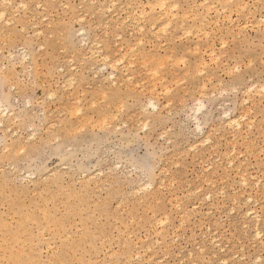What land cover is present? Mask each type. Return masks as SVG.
<instances>
[{"label":"rangeland","instance_id":"rangeland-1","mask_svg":"<svg viewBox=\"0 0 264 264\" xmlns=\"http://www.w3.org/2000/svg\"><path fill=\"white\" fill-rule=\"evenodd\" d=\"M6 1L0 264H264V0Z\"/></svg>","mask_w":264,"mask_h":264},{"label":"bare ground","instance_id":"bare-ground-1","mask_svg":"<svg viewBox=\"0 0 264 264\" xmlns=\"http://www.w3.org/2000/svg\"><path fill=\"white\" fill-rule=\"evenodd\" d=\"M0 1H1V2H4V1H6V0H0ZM7 1H8V0H7ZM7 1H6V2H7ZM9 1H10V0H9ZM227 1H228V0H227ZM99 2H100V1H99ZM103 2H104V1H103ZM165 2H166V1H165ZM165 2H164L163 0H155V2L153 3V6H152V5H149V7H148V15L151 16V20H153V26H151V28H153V27L156 25L155 23H156L157 21H158V22H161L163 25H165V27H163V28L161 29L162 33H163V31H164L165 29H166V31H168L167 28L169 27V24H170L171 18L174 17L173 14H172V16H170V15H169V12H170V11L172 12V9L175 8V10H176V8H177V6H176V7H175V6H171L172 9H171V8H170V9H169V8L166 9L167 7L165 6V5H166ZM167 2H168V0H167ZM167 2H166V3H167ZM257 2H258V1H256V3H257ZM10 3H11V2H10ZM10 3H9V4H10ZM224 3H225V2H224ZM230 3H231V0H230ZM256 3H255V4H256ZM4 4H5V3H4ZM19 4H20V3H19ZM240 4H241V3H240ZM22 5H23V4H22ZM112 5H113V2H112ZM193 6H194V5H193ZM242 6H243V4H242ZM242 6H241V7H242ZM3 7H4V6H3ZM156 7H158V8L160 9V11H163V14H161V15L158 14L159 16H157V15L155 16L154 11L156 10V9H155ZM211 7H212V6H211ZM243 7H244V6H243ZM243 7H242V8H243ZM99 8H100V6H99ZM207 8H208V7H206V9H207ZM238 8H239V7H238ZM143 9H144V8H143ZM209 9H210V8H209ZM240 9H241V8H240ZM144 10H145V9H144ZM255 10H256V9H255ZM115 11H116V10H115ZM5 12H6V10H5ZM114 13H116V12H114ZM7 14H8V13H7ZM10 14H11V13H10ZM4 15H6V14H4V11L0 10V20L3 19ZM11 15H12V14H11ZM111 15H113V14H111ZM128 15H129V14H128ZM139 15H140V13H139ZM186 15H188V14H186ZM186 15H185V16H186ZM9 16H10V15H9ZM129 16H130V15H129ZM162 16H163V17H162ZM145 17H146V16H145ZM161 17H162V18H161ZM170 17H171V18H170ZM193 17H194L195 19L198 20L197 22L199 23V25L202 24V22H201L200 19L196 18V16H193ZM148 18H150V17H148ZM228 18H230V16H229ZM6 20H7V19H6ZM110 20H111V19H110ZM263 20H264V17H263ZM263 20H262V21H263ZM143 21H144V20H143ZM8 22H9V21H8ZM144 22H145V21H144ZM195 22H196V21H195ZM6 23H7V22H6ZM181 23H183V21H181ZM216 23H217V21H216ZM154 24H155V25H154ZM151 25H152V24H151ZM181 25H183V24H181ZM181 25H180V26H181ZM138 26H139V25H138ZM138 26H137V27H138ZM144 26H145V25H144ZM161 26H162V25H161ZM190 26H191V25H190ZM195 26H196V25H195ZM195 26H194V27H195ZM202 26H203V24H202ZM137 27H136V28H137ZM166 27H167V28H166ZM181 27H182V26H181ZM183 27H184V26H183ZM185 27H186V26H185ZM196 27H197V26H196ZM138 28H139V27H138ZM140 28L142 29L143 27L141 26ZM191 28H192V27H190V30H191ZM145 29H146V28H145ZM182 29H183V28H182ZM182 29H181V30H182ZM136 30H137V29H136ZM153 30H154V29H153ZM174 30H175V29H174ZM176 30H177V29H176ZM183 30H184V31H182V32H185V35H186V33L189 34V32H190V31L188 30L187 27L184 28ZM200 30H201V29H200ZM166 31H164V33H166ZM138 32H139V31H138ZM164 33H163V34H164ZM203 33H204V32H203ZM141 34H142V33H141ZM152 34H153V33H152ZM195 34H196V33H195ZM195 34H194V35H195ZM159 35H161L160 32H159ZM159 35H158V36H159ZM164 35H165V34H164ZM189 35H190V34H189ZM191 35H192V34H191ZM194 35H193V36H194ZM156 36H157V34H156ZM205 37H206V36H205ZM174 38H175V37H174ZM174 38H173V39H174ZM176 38H177V37H176ZM176 38H175V39H176ZM180 38H181V37H180ZM156 39H157V37H156ZM141 41H142V40H141ZM159 42H160V41H159ZM138 44H139V42H138ZM96 49H97V48H96ZM96 49L94 48V51H95ZM194 52L196 53V50H195ZM213 53H214V52H213ZM196 54H197V53H196ZM10 55H11V54H10ZM85 55H86V54H85ZM105 56H106V55H105ZM106 57H108V56H106ZM106 57H105V58H106ZM92 58H93V57H92ZM106 59H107V58H106ZM154 59H155V58H154ZM103 60H104V58H103ZM151 60H152V59H151ZM106 61H107V60H106ZM106 61H105V62H106ZM176 61H177V60H176ZM176 61H175V62H176ZM112 62H113V61H112ZM112 62H108V63L111 64ZM114 62L116 63V61H114ZM114 62L112 63V66H113V64H115ZM117 62H119V61H117ZM150 62L152 63L153 61H150ZM158 62H161V60L158 61ZM179 62H180V61H179ZM179 62L177 61L176 63H179ZM106 63H107V62H106ZM200 63H201V62H200ZM204 63H205V62H204ZM160 65H161V64H160ZM162 65H163V64H162ZM182 65H183V63H182ZM196 65H197V64H196ZM201 65H202V64H201ZM102 66H103V65H102ZM110 66H111V65H110ZM112 66H111V68H112ZM114 66H115V65H114ZM115 67H117V66H115ZM115 67H114V68H115ZM156 67H157V66H156ZM159 67H160V66H159ZM163 67H164V66H163ZM195 67H196V66H195ZM196 68H197V67H196ZM196 68H195V70H196ZM112 69H113V68H112ZM114 70H115V69H114ZM114 70H113V71H114ZM197 70H198V68H197ZM188 71H189V70H188ZM119 72H120V71H119ZM124 72L126 73V71H124ZM147 72H148V71H147ZM150 72H153L152 69H151ZM169 72H170V71H169ZM148 73H149V72H148ZM156 73H157V71H156ZM121 74H122V73H121ZM121 74H120V75H121ZM160 74H161V73H160ZM162 74H163V73H162ZM174 74H175V72H174ZM108 75H109V74H108ZM113 75H115V74H111V75H109V76L113 77ZM126 75H127V74H126ZM126 75H125V76H126ZM128 75H129V74H128ZM128 75H127L126 77H129ZM153 75H154V74H153ZM156 75H158V73H157ZM123 76H124V75H122L121 77H123ZM131 76H132V75H131ZM116 77H117V76H116ZM119 78H120V77H119ZM131 78H132V77H131ZM109 79H110V77H109ZM112 79H113V78H112ZM114 79H115V78H114ZM120 79H121V78H120ZM126 79L129 80V78H126ZM160 79H161V78H160ZM176 79H177V78H176ZM164 80H165V79H164ZM178 80H179V79H178ZM112 81H113V80H111V82H112ZM120 81H121V80H120ZM121 83H122V82H121ZM113 84H114V83H113ZM118 84H119V83H118ZM153 87H155V86H153ZM124 88H125V87H124ZM160 89H161V88H160ZM128 90H129V89H128ZM200 90H201V89H200ZM132 91H133V90H132ZM249 98H250V97H249ZM149 100H150V99H149ZM149 100H148V101H149ZM246 100H247V99H246ZM249 100H250V99H249ZM154 102H155L154 100H153V102H152V100H151L150 105H151V107H152L153 109L156 110L157 105H156ZM245 102H246V101H245ZM1 103H2V102H1ZM148 103H149V102H148ZM250 104H251V103H250ZM253 106H254V105H253ZM3 108H4V107H3ZM5 108H6V107H5ZM147 108H148V107H147ZM158 109H159V108H158ZM6 110H7V109H6ZM5 112H6V111L0 107V114H1L2 117L5 116V114H6ZM7 112H8V111H7ZM9 112H10V111H9ZM153 112H154V111H153ZM10 113H11V112H10ZM252 113H253V112H252ZM7 114H8V113H7ZM3 115H4V116H3ZM248 115H249V114H248ZM1 116H0V117H1ZM6 116H7V115H6ZM238 117H239V116H238ZM239 118H240V117H239ZM239 118H238V119H239ZM232 119H233V120H230V123H229L230 127H231V125H232V129H230V130H233V126H238V127H239V125H240L239 122H238L239 120L237 121V119H236V120H234V118H232ZM252 121H253V119H252ZM228 122H229V120H227L226 123H228ZM0 123H2V121H0ZM226 123H223V122H222V124H224V126L228 125V124H226ZM225 124H226V125H225ZM245 124H246V123H245ZM222 126H223V125H222ZM244 126H245V125H244ZM197 127H199V126H197ZM228 127H229V126H227V128H228ZM238 127H237V128H238ZM199 128H200V127H199ZM199 128H198V129H199ZM249 128H250V127H249ZM252 128H253V127H252ZM228 129H229V128H228ZM241 132H242V131H241ZM14 134H15V133H14ZM205 140H208V139H205ZM204 143H205V142H204ZM200 144H203V143H200ZM194 146H195V145H194ZM196 146H198V145H196ZM200 146H201V145H200ZM202 146H203V145H202ZM250 146H251V145H250ZM190 147H191V146H190ZM194 148H195V147H194ZM190 149H191V148H190ZM194 150H195V149H194ZM195 151H196V150H195ZM234 151H235V150H234ZM232 152H233V151H232ZM234 157L237 158V156H234ZM226 160H227V159H226ZM233 160H234V159H233ZM229 162H230V161H229ZM233 163H234V161H233ZM227 164H228V163H227ZM231 164H232V163H231ZM229 165H230V163H229ZM210 166H211V165H210ZM228 167H229V166H228ZM230 167H232V166H230ZM162 169H163V168H162ZM238 170H239V169H238ZM228 176H229V175H228ZM228 176H227V177H228ZM27 177H28V174H27ZM227 177H226V178H227ZM240 178L242 179L241 181H242L243 183H245L244 185H246V184H247V183H246V179H245L244 177H243V178L240 177ZM161 183H162V182H161ZM243 183H241L242 186H243ZM257 183H258V182H257ZM257 183H255V184H257ZM162 184H164V183H162ZM255 184H254V185H255ZM95 185H96V184H95ZM158 185H159V184H158ZM146 186H149V185L147 184ZM143 187H144V186H143ZM161 187H164V186H161ZM139 188H140V186H139ZM149 188H150V187H149ZM149 188H148V189H149ZM136 189H137V188H135V190H136ZM145 189H146V188H145ZM151 189H152V188H151ZM149 190H150V189H149ZM137 191H138V189H137ZM144 191H145V190H144ZM135 194H136V193H135ZM207 196H209V195H207ZM174 198H175V197H174ZM206 198H207V197H206ZM246 199H247V198H246ZM248 199L250 200V198H248ZM248 199H247V200H248ZM251 200H252V199H251ZM244 201H245V200H244ZM250 202H251V201H250ZM177 206H178V205H177ZM251 211H252V210H251ZM243 213H244V212H243ZM186 214H187V213H186ZM245 214H246V213H245ZM152 215H153V214H152ZM183 215H184V214H183ZM184 216H185V215H184ZM167 217H168V216H167ZM167 217L165 216V220H166ZM186 217H187V216H186ZM159 220H160V219H159ZM167 220H168V219H167ZM253 220L255 221V223H256V225H257V223L259 222V216H258V215H257V216H254ZM156 221H157V220H156ZM161 221H162V219H161ZM168 221H169V220H168ZM254 221H253V222H254ZM163 222H164V221H163ZM166 222H167V221H166ZM166 222H164V223H166ZM154 223H155V222H154ZM157 223H158V222H157ZM152 224H153V223H152ZM159 225H160V224H159ZM244 225H245V224H244ZM247 226H248V225H247ZM255 227H256V226H255ZM250 228H251V227H250ZM155 229H156V228H155ZM254 229H255V231H256V228H254ZM155 234H156V233H155ZM158 235H159V234H158ZM254 235H255V237H256V239H257V238L259 237V235H260V232L257 230L256 233H255ZM254 235H253V236H254ZM175 239H176V238H175ZM258 239H259V238H258ZM159 241H160V240H159ZM157 242H158V241H157ZM136 256H137V260H138V257H139L140 255L137 253ZM256 259L258 260V257H257ZM256 259H255L254 263L256 262ZM127 260H128V259H127ZM225 260H226V259H225ZM259 260H260V259H259ZM224 262H226V261H224ZM257 262H258V261H257ZM222 263H223V262H222ZM224 264H225V263H224ZM252 264H253V263H252Z\"/></svg>","mask_w":264,"mask_h":264}]
</instances>
